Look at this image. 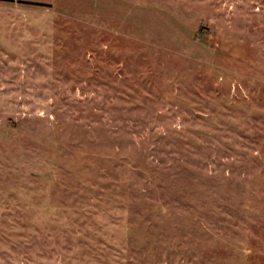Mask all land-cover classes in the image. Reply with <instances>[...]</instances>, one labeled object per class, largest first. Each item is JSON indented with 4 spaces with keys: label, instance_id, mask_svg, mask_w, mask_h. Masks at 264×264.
Returning <instances> with one entry per match:
<instances>
[{
    "label": "rangeland",
    "instance_id": "1",
    "mask_svg": "<svg viewBox=\"0 0 264 264\" xmlns=\"http://www.w3.org/2000/svg\"><path fill=\"white\" fill-rule=\"evenodd\" d=\"M0 264H264V0H0Z\"/></svg>",
    "mask_w": 264,
    "mask_h": 264
}]
</instances>
